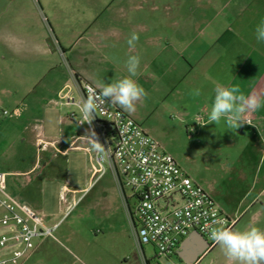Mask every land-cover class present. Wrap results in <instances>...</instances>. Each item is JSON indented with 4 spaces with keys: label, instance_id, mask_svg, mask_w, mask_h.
<instances>
[{
    "label": "crops",
    "instance_id": "0c3cea01",
    "mask_svg": "<svg viewBox=\"0 0 264 264\" xmlns=\"http://www.w3.org/2000/svg\"><path fill=\"white\" fill-rule=\"evenodd\" d=\"M259 12L224 15L223 19L214 15H36V36L28 34L23 22L20 32L6 27L4 30L5 49L22 60H35L34 64L28 63L37 69L35 77L24 80L26 86L20 88L21 92L15 91L23 100L12 103L19 104L27 114L34 109H42L43 115L45 111L58 110L59 125L75 132L66 136L64 130L61 136L49 139L45 127H40L32 134L41 151L65 155L76 149L72 140L79 129L68 118L71 107L56 104L60 91L68 86L77 93V79L96 87L98 81L123 78L128 75L124 61L129 55H139L141 62L134 79L147 96L137 102L134 112L114 105L138 122L179 166L174 153L164 144L177 131L183 130L189 137L195 133L202 154L213 164L207 167L213 171L210 177L197 176L195 183L223 214L236 220L231 230L264 229V107L245 113L244 120L249 116L251 124L243 123L237 129L227 128L223 120L218 125H203L207 123L217 83L238 85L246 96L264 100V41H257L255 35L257 24L264 19L261 7ZM132 32L139 35L134 49L126 43ZM194 89L200 90V96L192 95ZM223 131H232L235 138L226 143ZM226 144L228 153L222 149ZM37 168L33 166L27 173ZM116 192L120 195L119 189ZM69 196V200L74 198ZM60 211L59 216L43 214L47 223H57L63 210ZM205 239L206 242L196 237L185 251L181 249L184 239L181 252L168 260L204 264L212 256L209 264H233L217 243L211 245ZM201 250L204 251L199 255ZM144 262L149 264L145 258Z\"/></svg>",
    "mask_w": 264,
    "mask_h": 264
},
{
    "label": "rangeland",
    "instance_id": "374dc122",
    "mask_svg": "<svg viewBox=\"0 0 264 264\" xmlns=\"http://www.w3.org/2000/svg\"><path fill=\"white\" fill-rule=\"evenodd\" d=\"M260 7L264 11V0H0V172L7 174V190L40 213L58 216L65 209L60 203L63 185L78 191L74 195L77 202L55 232L56 240L47 239L39 247L37 242L35 251L22 264H145L144 258L149 264H177V259H158L152 245L138 248L126 204L122 194L116 192L112 175L108 172L96 181L89 179L90 163L82 149L89 146L86 141L77 143L81 149H71L65 155H55L52 150L44 152L35 145L32 133L40 127H45L49 139L61 136L64 130L66 136L75 131L59 125L56 109L45 111L44 115L42 109L27 114L19 104L12 103L23 100L17 89L24 88V80L35 77L37 69L28 63L34 64L35 60H22L5 49V27L20 32L23 22L28 34L36 36V15H214L223 19L224 15H259ZM2 110L9 115L3 116ZM69 110L77 112L74 108ZM174 135L164 144L165 149L174 153L193 181L197 176L208 179L213 171L207 167L213 164L202 154L195 133L189 137L180 130ZM233 135L232 131L221 133L226 143L235 138ZM226 146L222 149L228 153ZM33 166L37 170L27 173ZM125 193L130 195L128 190ZM6 233L0 230V236ZM211 259L208 256L204 264Z\"/></svg>",
    "mask_w": 264,
    "mask_h": 264
},
{
    "label": "built area",
    "instance_id": "2783aa9c",
    "mask_svg": "<svg viewBox=\"0 0 264 264\" xmlns=\"http://www.w3.org/2000/svg\"><path fill=\"white\" fill-rule=\"evenodd\" d=\"M77 93L66 86L58 95L56 104L74 108L77 112L68 118L79 128L72 145L86 141L82 148L88 155L89 179L96 181L110 173L126 204L133 236L139 249L152 245L158 259L171 258L184 239L197 231L211 245L210 232L217 227L232 229L236 220L230 219L216 206L210 196L179 166L158 141L150 137L132 117L120 108L103 101L97 109L92 124H82L80 105L95 86L76 80ZM8 116L6 110L1 111ZM251 124V118H245ZM95 131L105 153H97L84 136ZM58 154V152H56ZM55 154V155H56ZM125 190L130 191L127 196ZM71 191L67 184L60 193V203L65 206L61 218L48 224L45 216L30 205L18 201L7 190V174L0 172V264H22L36 249V243L54 239L61 219L77 202L69 200ZM179 197V201L176 200Z\"/></svg>",
    "mask_w": 264,
    "mask_h": 264
},
{
    "label": "clouds",
    "instance_id": "9594fccd",
    "mask_svg": "<svg viewBox=\"0 0 264 264\" xmlns=\"http://www.w3.org/2000/svg\"><path fill=\"white\" fill-rule=\"evenodd\" d=\"M257 41H264V19L255 28ZM139 35L132 32L126 43L134 49ZM115 62H118L115 60ZM141 58L129 55L124 61L128 75L112 82L98 81L95 90H90L86 99H82L80 114L82 124H92L98 107L103 101L119 105L126 112H134L137 102L147 96L146 90L134 77L138 75ZM214 98L207 114V123L218 125L222 120L227 128H238L245 123V113L264 107V100L256 95H245L238 85L217 83ZM200 90L194 89L193 96H200ZM199 117L197 118L198 123ZM200 124V123H199ZM201 125V124H200ZM97 153H105L104 144L99 142L95 131L89 130L84 135ZM211 239L222 249L225 257L233 264H264V229L250 227L243 231H233L227 227H217L210 232Z\"/></svg>",
    "mask_w": 264,
    "mask_h": 264
},
{
    "label": "water",
    "instance_id": "95a60500",
    "mask_svg": "<svg viewBox=\"0 0 264 264\" xmlns=\"http://www.w3.org/2000/svg\"><path fill=\"white\" fill-rule=\"evenodd\" d=\"M196 237H200V238H202V239L206 242V239L204 238L203 235H201V234L198 233L197 231H194V232H192V233H191V234H190V235L184 240V243H183V245L181 246V249L185 251L188 247L191 246L192 241H193ZM207 245H208V243H207ZM203 251H204V250H201L200 253H199V255H200L201 253H203ZM180 252H181V251L179 250L178 253H180ZM182 254H183V253H181L180 255H182ZM199 255H197V257H198Z\"/></svg>",
    "mask_w": 264,
    "mask_h": 264
}]
</instances>
